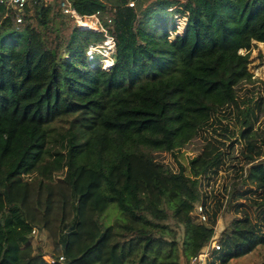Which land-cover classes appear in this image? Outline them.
<instances>
[{
    "label": "trees",
    "instance_id": "obj_1",
    "mask_svg": "<svg viewBox=\"0 0 264 264\" xmlns=\"http://www.w3.org/2000/svg\"><path fill=\"white\" fill-rule=\"evenodd\" d=\"M69 1L105 31L78 27L60 0H28L19 24L0 3V264H189L216 224L195 213L198 177L222 157L200 133L231 107L239 138L257 136L255 102L237 87L255 80L264 0ZM107 37L103 66L88 51ZM244 156L227 205L239 186L264 191V134ZM111 203L123 216L106 225ZM252 207L261 225L231 218L219 264L264 248V197ZM43 231L53 262L32 242Z\"/></svg>",
    "mask_w": 264,
    "mask_h": 264
},
{
    "label": "rangeland",
    "instance_id": "obj_2",
    "mask_svg": "<svg viewBox=\"0 0 264 264\" xmlns=\"http://www.w3.org/2000/svg\"><path fill=\"white\" fill-rule=\"evenodd\" d=\"M176 17L178 23L177 33L182 32L184 28V18ZM88 22H96L94 17L87 19ZM99 31V30H97ZM173 36L172 32H169ZM113 41L111 37H107L106 41L98 46L100 58L98 62L103 66H109L112 62ZM244 52V50H242ZM250 70L253 73V82H244L237 87L239 98L244 100L251 98L255 102L256 108V123L255 128L257 136L248 143L243 141L238 136L239 124L234 110L231 107H224L220 114L211 119L205 129L200 133L201 139H214L222 149V157L218 165L210 168L199 175L200 189L202 201L196 204L202 205L206 218H216L215 224V239L218 241L219 234L225 224L233 217L244 218L248 217L257 225H261L263 213L260 210H255L252 203L264 197L263 189L256 186H239L235 189L230 203H225L226 197H229V185L233 179H237L244 167V153L252 148L253 144L259 145L261 136L264 134V46L261 43L255 44L251 53ZM197 154L194 147H189L181 150L178 154L179 160L184 164H188L189 157ZM262 158V156H261ZM172 161L170 154L167 159ZM122 217V213L118 210L115 204L111 203L106 213L103 215V220L106 225L112 224L115 217ZM263 227V226H262ZM178 231L179 243L182 241V227H176ZM262 230V228L260 229ZM33 244L41 243L45 251V259H52L50 253L52 250V240L46 232L34 233L32 238ZM224 249L221 247L209 255L206 264H219L223 259ZM184 264V262H181ZM223 264H264V248L256 249L252 253L231 259Z\"/></svg>",
    "mask_w": 264,
    "mask_h": 264
},
{
    "label": "built area",
    "instance_id": "obj_3",
    "mask_svg": "<svg viewBox=\"0 0 264 264\" xmlns=\"http://www.w3.org/2000/svg\"><path fill=\"white\" fill-rule=\"evenodd\" d=\"M27 1L28 0H0V3L6 4L9 7L11 6V8L15 11L16 23L19 24L22 20L21 11L23 10ZM133 4H134L133 1L129 3V5H133ZM59 5L65 14H69L71 17L75 19L78 27L92 29L96 31L104 30L101 27L96 15H91V16L79 15L76 12V10L73 8V6L71 5V2L69 0H60ZM90 17H94L96 19V22L94 23L88 22L87 19ZM97 50H98V47H93L88 52L91 53L92 51H97ZM196 214L201 221L205 222L207 220L202 205L197 206ZM220 248H221L220 243L215 239V236H212L210 241L205 246H203L196 255L190 258L189 264H206V261L209 258V255L212 252H215ZM61 259L62 257L59 258V260ZM48 261L53 262V259H50Z\"/></svg>",
    "mask_w": 264,
    "mask_h": 264
},
{
    "label": "bare ground",
    "instance_id": "obj_4",
    "mask_svg": "<svg viewBox=\"0 0 264 264\" xmlns=\"http://www.w3.org/2000/svg\"><path fill=\"white\" fill-rule=\"evenodd\" d=\"M113 61V60H112Z\"/></svg>",
    "mask_w": 264,
    "mask_h": 264
}]
</instances>
